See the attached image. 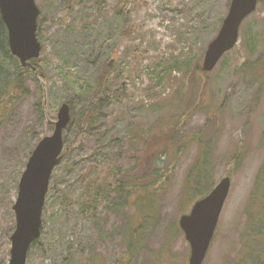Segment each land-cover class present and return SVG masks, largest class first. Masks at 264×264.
<instances>
[{
	"label": "rangeland",
	"instance_id": "obj_1",
	"mask_svg": "<svg viewBox=\"0 0 264 264\" xmlns=\"http://www.w3.org/2000/svg\"><path fill=\"white\" fill-rule=\"evenodd\" d=\"M36 3L39 71L27 80L30 94L0 126V264L10 259L21 175L37 143L53 132L47 122L56 120L63 103L71 109L64 134L71 147L52 174L42 235L30 247L26 264H115L127 249L134 207L111 210L101 203L94 214L81 213V177L92 166V177L99 176L116 156L117 164L130 167L135 161L128 156L141 149L140 139L132 143L134 134L144 135L185 113L189 117L177 138L196 134L199 141L178 155L159 190L156 219L134 263L188 264L190 245L174 226L192 208L186 209L183 200L186 176L205 148L211 180L216 185L231 173L232 185L203 264H234L247 246L246 209L259 175L260 188L264 183V0L243 21L236 46L206 77L194 78L191 69L202 65L231 0ZM107 66L110 73L100 91L109 97L104 116L79 136L98 76ZM116 93L121 95L112 97ZM39 102L43 113L36 108ZM240 149V163L234 166Z\"/></svg>",
	"mask_w": 264,
	"mask_h": 264
},
{
	"label": "trees",
	"instance_id": "obj_2",
	"mask_svg": "<svg viewBox=\"0 0 264 264\" xmlns=\"http://www.w3.org/2000/svg\"><path fill=\"white\" fill-rule=\"evenodd\" d=\"M35 63L36 61H34ZM191 70H194L193 78L197 75L206 77L208 74L199 62ZM109 71L110 68L107 66L105 71H102L98 76V84L84 114L82 131L79 136L84 133L87 127L94 126L104 116L103 110L109 97H101L100 91ZM32 74L35 73L30 68L23 66L19 59L11 53L8 31L0 15V126L16 103L22 97L30 94L27 80ZM205 86L206 83L203 84L204 88ZM120 95L116 93L112 97L118 98ZM196 106L201 108L203 104L200 103ZM36 108L43 113V102L37 103ZM187 117H189L188 113L178 115L168 123H162L154 129L147 130L144 135L134 134L131 138L132 143L140 139L141 149L135 148V153L128 156L135 161L130 167L125 168L117 164L119 157L116 156L115 163L113 162L105 172L101 170L103 176L100 173L99 176L93 178L92 173L95 168L92 166L89 172L81 177L84 184L82 201L79 203L81 213L92 215L101 203L111 210L134 207L132 220L128 224V246L115 264H135L136 254L144 246L145 236L151 228L152 221L156 219L159 190L164 189L168 183L172 169L177 163L178 155H181L183 149L199 141L196 134L177 138ZM47 125L50 131L54 129V125L50 121L47 122ZM70 143L66 144L68 149L71 147ZM200 154L186 176L183 200L186 202L185 208L188 210L193 202L204 197L215 186L208 168L206 149L203 148ZM241 156L242 150L240 149L232 158L234 166L240 163ZM230 174L229 176H231ZM261 177L258 176L257 190L252 194V202L246 209L249 218L245 236L247 246L243 248L242 254H240L241 258L234 264H264V183L260 188L259 179ZM256 200L261 202L256 204ZM188 203H190L189 207ZM174 227H178V230L182 232L179 222ZM37 242L38 240L33 244ZM257 243L261 246H257Z\"/></svg>",
	"mask_w": 264,
	"mask_h": 264
},
{
	"label": "water",
	"instance_id": "obj_3",
	"mask_svg": "<svg viewBox=\"0 0 264 264\" xmlns=\"http://www.w3.org/2000/svg\"><path fill=\"white\" fill-rule=\"evenodd\" d=\"M258 0H232L217 36L209 43L202 67L209 72L239 40L242 22L257 7ZM1 18L8 31L11 53L21 64L38 72L32 63L41 55L38 38L40 9L36 0H0ZM54 130L44 136L32 151L21 175L18 196L13 205L16 227L12 233L8 264H26L31 245L42 234V215L54 169L64 158V133L71 122V109L63 103ZM232 178L224 176L189 213L179 218V226L190 245L188 264H203L214 238L221 212L229 195Z\"/></svg>",
	"mask_w": 264,
	"mask_h": 264
}]
</instances>
